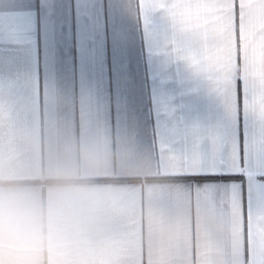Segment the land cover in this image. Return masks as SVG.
<instances>
[{
  "label": "crops",
  "instance_id": "0c3cea01",
  "mask_svg": "<svg viewBox=\"0 0 264 264\" xmlns=\"http://www.w3.org/2000/svg\"><path fill=\"white\" fill-rule=\"evenodd\" d=\"M0 185L97 194L91 264H264V0H0Z\"/></svg>",
  "mask_w": 264,
  "mask_h": 264
},
{
  "label": "clouds",
  "instance_id": "9594fccd",
  "mask_svg": "<svg viewBox=\"0 0 264 264\" xmlns=\"http://www.w3.org/2000/svg\"><path fill=\"white\" fill-rule=\"evenodd\" d=\"M106 207L88 191L40 198L0 185V264H91L124 243Z\"/></svg>",
  "mask_w": 264,
  "mask_h": 264
}]
</instances>
